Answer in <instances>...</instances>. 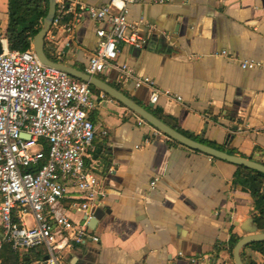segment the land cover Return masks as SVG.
Instances as JSON below:
<instances>
[{
  "label": "crops",
  "instance_id": "obj_1",
  "mask_svg": "<svg viewBox=\"0 0 264 264\" xmlns=\"http://www.w3.org/2000/svg\"><path fill=\"white\" fill-rule=\"evenodd\" d=\"M77 1L101 8L110 0ZM128 20L138 24V36L148 44L141 49L120 44L119 62L184 100L182 106L158 104L161 120L196 142L264 165V72L242 70L238 62L264 66V0H173L164 5L141 0L130 7ZM7 26L8 0H0V29ZM99 29L109 28L85 15L70 47L53 31L55 38L47 35L45 48L56 62L85 72ZM221 52L236 60L218 57ZM94 76L155 109L148 107L147 89L120 83L115 71ZM91 88L87 117L108 133L107 138L95 136L84 160L106 193L92 231L99 242L75 245L65 251L62 264H190L178 253L215 257L202 264H234L232 241L254 232L258 215L250 194L235 183L240 166L156 134L121 104ZM74 202L61 201L69 209ZM71 218L78 222L81 214L72 210ZM261 232L257 228L255 233ZM43 249L18 255L33 254L37 260L45 256ZM242 260L264 264V256L251 248L244 249Z\"/></svg>",
  "mask_w": 264,
  "mask_h": 264
},
{
  "label": "built area",
  "instance_id": "obj_2",
  "mask_svg": "<svg viewBox=\"0 0 264 264\" xmlns=\"http://www.w3.org/2000/svg\"><path fill=\"white\" fill-rule=\"evenodd\" d=\"M140 1L110 0L96 8L77 0H56L47 35L52 41L53 31L61 33L63 46L70 47L85 15L97 24L108 25L107 31H96L99 42L87 54L85 73L94 76L115 71L120 83L147 89L149 104L182 106L181 96L158 88L152 79L138 76L132 67L118 60L120 44L137 49L148 44L138 36V24L128 20L130 7ZM152 2L164 5L173 0ZM0 48V259L5 246L15 253L44 248L43 258L26 264H62L65 251L75 245L99 242L88 226L106 193L101 179L86 167L84 160L95 136L107 138L108 133L99 131L87 117L92 108L89 84L41 65L31 48L10 50L1 29ZM217 56L236 60L226 52ZM238 62L242 70L264 72L258 62ZM113 171L110 168L107 172ZM156 182L157 179L151 182V188ZM67 198L75 201L70 209L61 203ZM72 210L81 214L80 221L71 218ZM178 256L190 264L215 260L212 255Z\"/></svg>",
  "mask_w": 264,
  "mask_h": 264
},
{
  "label": "water",
  "instance_id": "obj_3",
  "mask_svg": "<svg viewBox=\"0 0 264 264\" xmlns=\"http://www.w3.org/2000/svg\"><path fill=\"white\" fill-rule=\"evenodd\" d=\"M47 12L45 17L41 22V27L38 33L32 38L30 43V48L32 49L33 54L39 61V63L43 66L53 68L56 70L63 71L67 73L72 78H76L82 82L89 84L91 87H94L110 98H112L117 103L121 104L124 108L129 110L131 113L136 115L146 124L150 125L154 128L157 132L161 133L162 135L166 136L167 138L175 141L176 143L192 150L195 152L202 153L214 159L224 161L235 166L244 167L246 169L261 173L264 175V165L254 162L249 159H245L242 157H237L218 149H215L211 146H207L192 140L189 137L184 136L177 130L171 128L166 123H164L161 119L154 116L149 109L137 104L134 100L124 95L122 92L118 91L117 89L111 87L107 83H104L100 79L95 76H91L86 74L84 71H79L74 69L73 67H69L65 64L54 62L48 58L45 52V38L48 32L50 31V27L54 18L55 14V7H56V0H47ZM7 30V29H6ZM6 30L4 31L6 33ZM1 54V48H0ZM148 107L154 108L155 105L149 104ZM100 209L99 207L95 210L94 218L89 222V228L91 231H94L98 221L100 219L99 216ZM101 213V212H100ZM257 228H254V232L250 235L242 237L237 241V243L233 247L232 251V258L234 264H245L242 260V250L245 249L247 246L255 243L264 242V232L255 233ZM86 244V243H85ZM84 245V244H83Z\"/></svg>",
  "mask_w": 264,
  "mask_h": 264
},
{
  "label": "trees",
  "instance_id": "obj_4",
  "mask_svg": "<svg viewBox=\"0 0 264 264\" xmlns=\"http://www.w3.org/2000/svg\"><path fill=\"white\" fill-rule=\"evenodd\" d=\"M47 5V0H8V26L6 35L10 50L26 51L30 48L31 40L38 33L41 22L46 15ZM45 52L49 59L56 62L55 57L46 48ZM160 112L161 109L159 107H155L151 111L154 116L161 119ZM240 169L241 172L237 173L235 183L250 194L254 203V209L258 213L254 217V222L257 228L264 232V175L244 167H240ZM236 243L237 240L232 241L231 246L234 247ZM246 248H251L264 256V242L251 244ZM243 251L244 249L241 253L242 257ZM32 255L19 256L18 253L13 252L8 246H5L1 253L0 264H26L32 261ZM39 257V254H36L35 258Z\"/></svg>",
  "mask_w": 264,
  "mask_h": 264
},
{
  "label": "rangeland",
  "instance_id": "obj_5",
  "mask_svg": "<svg viewBox=\"0 0 264 264\" xmlns=\"http://www.w3.org/2000/svg\"><path fill=\"white\" fill-rule=\"evenodd\" d=\"M29 218L27 217V220H28ZM44 250V249H43Z\"/></svg>",
  "mask_w": 264,
  "mask_h": 264
}]
</instances>
